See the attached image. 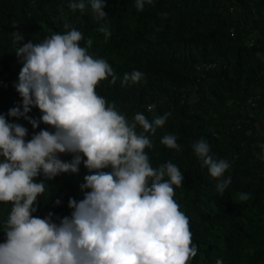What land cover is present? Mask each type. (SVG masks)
<instances>
[{
  "label": "trees",
  "instance_id": "1",
  "mask_svg": "<svg viewBox=\"0 0 264 264\" xmlns=\"http://www.w3.org/2000/svg\"><path fill=\"white\" fill-rule=\"evenodd\" d=\"M70 2L0 0V114L28 130L25 141L42 129L53 131L43 123L33 129L23 116L7 115L14 107L23 111L14 87L22 67L15 50L64 33L65 24L76 28L83 34L80 46L86 47L91 39L88 53L104 59L117 76L115 84L109 83L110 76L97 84L99 96L115 104L129 122L137 113L150 122L170 113L162 127L147 134L153 147L145 152L153 168L171 162L184 177L181 186L173 185V198L189 218L192 244L197 247L189 264H215L217 259L223 264H264V160L258 159L264 155V0H153L143 11L136 9V0H105L107 17L99 22L90 5L84 13L73 12ZM105 23L111 33L107 39L97 30ZM13 32L22 34L19 44L12 42ZM209 62L218 67L196 80L195 66ZM134 70L144 73V80L122 86L124 74ZM252 96L260 99L247 108ZM151 105L155 108L147 110ZM26 115L39 121L42 114L32 107ZM236 121L241 130L232 129ZM136 130L142 131L139 126ZM166 134L177 136L179 151L160 143ZM201 138L214 159L231 163L224 174L231 176V184L223 195L216 192L217 180L193 152L192 145ZM59 158L70 161L72 155ZM87 174L82 162L78 173L34 178L46 189L37 197L32 215L45 218L51 212L55 223L70 216L68 200L83 198L79 186ZM241 193L249 194V199L239 200ZM10 210L11 203L0 202V243L5 242L3 224Z\"/></svg>",
  "mask_w": 264,
  "mask_h": 264
},
{
  "label": "clouds",
  "instance_id": "2",
  "mask_svg": "<svg viewBox=\"0 0 264 264\" xmlns=\"http://www.w3.org/2000/svg\"><path fill=\"white\" fill-rule=\"evenodd\" d=\"M152 2L136 0L135 7L143 11L145 3ZM89 5L97 22L105 20V0H72L68 7L84 13ZM64 28L68 30L62 34L15 50L22 67L14 87L23 111L14 107L7 115L23 116L33 129L43 123L53 131L42 129L25 141L28 130L0 114V202L11 203L3 224L0 264H189L197 247L189 218L173 198V185L181 186L184 177L171 162L153 168L145 152L153 147L147 134L162 127L170 113L151 122L137 113L129 122L95 90L109 76V83H116L111 66L88 53L91 39L81 47L83 34L68 24ZM97 30L106 39L111 34L106 23ZM10 35L14 44L23 39L19 32ZM143 80L144 73L134 70L124 74L121 85ZM32 107L42 114L39 121L26 115ZM137 126L142 131L137 132ZM160 143L180 150L174 134L164 135ZM192 149L217 180L216 192L223 195L231 184V176H224L231 163L214 159L204 138ZM60 154H71L72 159L63 161ZM258 159L264 160V155ZM82 162L89 174L79 186L83 198L68 200L71 215L59 223L53 222L51 212L45 218L33 216L37 197L46 189L34 178L78 173ZM248 199L249 194H239V200Z\"/></svg>",
  "mask_w": 264,
  "mask_h": 264
},
{
  "label": "built area",
  "instance_id": "3",
  "mask_svg": "<svg viewBox=\"0 0 264 264\" xmlns=\"http://www.w3.org/2000/svg\"><path fill=\"white\" fill-rule=\"evenodd\" d=\"M228 10L231 14H234L233 7H229ZM235 21H237V20L234 18V22ZM231 32H232V34H234V28L231 29ZM217 67H218L217 64L213 63V62L202 63V64L195 66L196 80L200 81L201 79H205L207 77V75L211 71L215 70ZM258 99H260L259 96H252L251 98L247 99L246 107L247 108H254ZM146 108H147V110H149V106H147ZM249 117L251 118L252 114ZM250 118H248V120H246L248 123H250V120H251ZM241 125L242 124L240 121H236L234 123L232 129L241 130ZM247 134H250V131H247Z\"/></svg>",
  "mask_w": 264,
  "mask_h": 264
}]
</instances>
